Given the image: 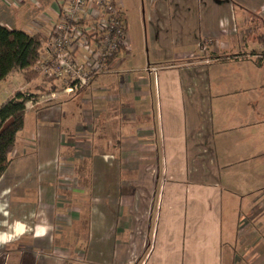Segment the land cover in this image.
I'll return each mask as SVG.
<instances>
[{
	"label": "crops",
	"instance_id": "crops-1",
	"mask_svg": "<svg viewBox=\"0 0 264 264\" xmlns=\"http://www.w3.org/2000/svg\"><path fill=\"white\" fill-rule=\"evenodd\" d=\"M16 1L0 0L2 25L10 28L6 15L32 4L45 5L48 13L34 15L28 33L43 35L41 28L56 20L60 0H21L20 7ZM259 2L264 0H150L158 46L151 65L138 64L131 52L134 40L126 5L119 0L127 46L112 61L111 71L72 95L39 88L43 99L61 98L39 113L38 107H27L25 126L29 122L36 129L31 139L39 137L40 130L49 144L42 146L36 165L23 168L22 176L13 180L33 171L38 194L34 200L25 193L22 200L10 197L11 204L33 200L34 209L41 205L52 210L47 213V220L53 215L47 223L51 226L58 225L57 215L71 216L72 227L61 222L62 237L82 247L87 264H239L244 245L261 243L246 231L251 200H241L232 185L240 173L246 172V179L264 175V125L256 124L264 121V59L256 63L250 53H233L232 47L245 39L235 26L247 25L260 11ZM226 56L239 69L229 72L226 67L233 66ZM239 116L243 123L232 124L230 119ZM80 132H85L89 149L85 232H79L81 210L69 211L67 203L54 207L60 197L58 164L75 161L70 153ZM14 164L11 158L0 186ZM8 185L13 184H4L0 196ZM21 213L9 211L7 225L25 223L31 230L20 237L31 235L44 251L52 238L50 230L42 238L34 236L36 226L45 224L35 220L44 217ZM260 215L258 226L264 224ZM251 228L256 234L257 228Z\"/></svg>",
	"mask_w": 264,
	"mask_h": 264
},
{
	"label": "rangeland",
	"instance_id": "rangeland-1",
	"mask_svg": "<svg viewBox=\"0 0 264 264\" xmlns=\"http://www.w3.org/2000/svg\"><path fill=\"white\" fill-rule=\"evenodd\" d=\"M149 1L150 0H124L128 15L129 32L131 38L134 40V45H133L134 50L131 52L135 56H137V61L139 62L138 64L150 63L151 65H153L156 62V56H157L155 47L158 46L157 45L154 46V40L157 39V36L154 32L156 21H155V15L153 14L154 7L150 5ZM20 3L21 0H17L16 6L20 7L21 6ZM34 5L35 4L29 5L30 6L29 8L25 7L23 10L18 12L8 13L6 15L8 16L7 18L8 21L6 22L10 26V28L26 31L27 24L34 15H36L35 16L36 18L38 16H41L40 12L41 14L48 13V11L45 10L46 9L45 5L40 7L42 9H40L36 5L34 9L32 7ZM257 6L260 7V11H258L256 15L253 14V19L248 21L247 25L245 26L241 24L238 25L237 23V26H235L237 30L243 31L242 34L244 35L245 39L244 41H241L239 44H237L235 47H232L233 53L235 52L237 54L240 53L241 55L244 56L247 53H250L249 57L256 63L264 59V47H263L264 43L260 42V35L262 34L264 35V3L259 2ZM57 20L58 19L56 17V20L49 22V24H47L46 27L41 28V31H43L42 33L44 38L43 43L46 44L48 36L50 35ZM258 31H260V33H258ZM253 49L255 50L253 51ZM226 57H227L225 58L226 63H229L228 65L233 66L231 68L226 67V69H228L229 72L239 69V66H236L234 64L235 60H233V58H231L230 56H226ZM37 71L40 74L39 70ZM35 80L36 82L34 86H28L23 76V72L22 71L15 72L6 83H2L0 85V102H4V100H6L8 96H10L11 92L14 89L22 88L20 91L25 92L26 94H30L32 98L31 101L27 103V107H29V109H37L38 107L37 113H39V111H41V108L47 106V103L48 105H50L53 99L56 100L61 98L60 95L57 96L56 98H50L52 100H46L43 99V97L41 98L42 94H44V92L51 93L53 90H57V88L60 92L62 91L63 93V91H65L64 88L67 85L60 80L52 79L50 81L49 79L43 78V76H40V78H37ZM47 83L49 84V86L47 85ZM39 88L46 90L44 92H41ZM75 92L77 91L70 92L68 94L72 95ZM65 93L67 94L66 91ZM261 93L262 91L258 89L257 95ZM255 100L256 99H254V102ZM37 102L41 106L37 105L36 104ZM249 108L251 111L252 106L249 105ZM258 110L260 109H256V111ZM253 114L254 113L252 112L251 117L248 120L250 124H252L254 120ZM261 115H263L262 117L264 120V114ZM30 116L32 117V115ZM230 121L232 122V124L239 126V124L243 123L244 120L239 116L238 118H234V117L231 118ZM256 124L263 126L264 121H260V122L257 121ZM32 128L33 127L30 125V123L27 122L25 128L18 135L16 147L12 152V154H10V158H12L15 164L14 166L11 167V170L9 172L7 171L8 174L6 180L1 184L0 189L4 184L6 185L13 184V185H8L4 187V189L2 190L3 194L0 196V204H4L5 202L7 203L8 206L5 209V211H7L8 213L10 211L13 214V210H16L17 213L22 212L21 214L31 212V217H33L34 219L37 218L36 216L42 215L41 217L44 218L42 219L37 218L39 220H35V221L36 222L42 221L45 224H47L49 220L50 222L51 220L53 221V215L51 219L47 220L49 218L47 213L49 212L50 214L52 210L49 211L48 208L40 209L41 205L37 209H34L35 207H33L34 204L36 203L33 200L36 194H38V186H39L37 185V180L32 178L35 175V173L33 171H28L29 173L27 174V176H24L20 180H17V182L13 183V180L16 177L22 176L21 175L22 171L26 167L27 169L28 168L30 169V166L32 168L36 165V160L39 159L42 155L41 151H43L44 149L43 147H45V144L46 145L49 144L48 142L45 143V141L48 140L42 137L43 132L40 130H39L40 132L39 137L37 138L33 137V139H31L32 138L31 134L33 133L36 134V129H32ZM76 136H78L79 138L75 142L77 143V146L72 150V153H70L72 157H75L74 159L75 161L72 162L71 164H63V163L58 164L59 166L58 173H60L59 186H58L59 187L58 194L60 195L58 196L60 197H58V203L55 204L54 207L56 209L57 206L61 207L62 205H65V203H67L65 206L69 211L81 210L83 220L78 223L79 227H81L79 232L80 231L85 232L86 227L84 226L87 225V207H88L87 205H88V178H89L88 175L89 149L87 146V139H86L87 137H85L86 136L85 132H80ZM235 150L237 151V153H240V149L237 148ZM251 150L252 148H249L246 151L248 160L250 158L249 154ZM255 150L256 149H254V153ZM263 153H264V147H262L261 154ZM108 156L109 154H107V157ZM17 167L19 170V174L17 173L18 172V170L16 169ZM20 167L22 168V170ZM239 176H241V178L238 179L236 178V181L233 183L234 185L232 186L236 188L235 190L239 192L240 195L239 197L241 198V200L243 199V201H245L246 199H249L251 200L253 206L252 211L249 213L250 215L247 221V225H249V227L247 228V230L246 229L244 230L250 233L253 232L254 234L252 240L253 239H256V241L261 240V243L256 244L255 246H253L252 244L251 246L250 244L244 245L243 248L241 249L243 255L241 256V259L238 262L239 264H264V224L258 226L257 223L259 222L256 221L257 216H261L260 214L264 215V196L261 195L262 193H264V175L262 174L260 179H257L255 176H248L249 179H246L247 177L246 172L240 173ZM10 192L11 194L9 195ZM21 193L23 194L25 193L24 197L29 196L30 198H32L33 199L31 201L32 203L22 205L20 203L17 204L15 202H12L11 204L10 197L12 198V200H14L15 197H17L18 200H22L21 197L23 195H21ZM12 208L15 209L12 210ZM29 218H30V214H29ZM5 221H7L6 216H4L3 213H0V232H5L9 230L8 227L5 225ZM31 222L34 223L32 220ZM56 222L58 225H53L51 226L50 229L52 238L49 241V244L44 245L45 247L48 246V248H44V251H42V248L39 246V241H35L31 239L30 237L31 235H29L27 239L24 237H19L18 239L13 240L9 244L0 246V264H65L68 262H70L69 264H87V262L84 260L85 252L82 250V247H80V245L78 244H74V243L71 244V241H68V239L66 241V239L62 237V230H63L62 223L63 222L68 223V227H72L74 225L73 224L74 220L71 218V216L62 217V215H57ZM50 224L52 225L53 223ZM251 227L257 228L258 231L255 230L257 231L256 234ZM258 253L263 254V256H257Z\"/></svg>",
	"mask_w": 264,
	"mask_h": 264
},
{
	"label": "built area",
	"instance_id": "built-area-1",
	"mask_svg": "<svg viewBox=\"0 0 264 264\" xmlns=\"http://www.w3.org/2000/svg\"><path fill=\"white\" fill-rule=\"evenodd\" d=\"M58 6L36 69L67 84L64 90L70 93L111 71L114 54L127 46V28L119 0H60Z\"/></svg>",
	"mask_w": 264,
	"mask_h": 264
},
{
	"label": "trees",
	"instance_id": "trees-1",
	"mask_svg": "<svg viewBox=\"0 0 264 264\" xmlns=\"http://www.w3.org/2000/svg\"><path fill=\"white\" fill-rule=\"evenodd\" d=\"M43 42L40 33L30 34L0 23V83L17 71L23 72L26 81L40 78L36 66L43 56ZM260 42L264 43L263 34L260 35ZM123 48L125 46L114 54L113 60ZM31 99L30 94L18 90L0 103V178L11 164L10 154L16 147L19 133L24 129L27 103Z\"/></svg>",
	"mask_w": 264,
	"mask_h": 264
},
{
	"label": "clouds",
	"instance_id": "clouds-1",
	"mask_svg": "<svg viewBox=\"0 0 264 264\" xmlns=\"http://www.w3.org/2000/svg\"><path fill=\"white\" fill-rule=\"evenodd\" d=\"M7 203L0 204V213H3L4 216H8L9 213L5 211L7 208ZM5 225L8 227V231L0 232V246L9 244L13 240L18 239L22 236L26 231H30L29 227L21 222L15 221L11 225H7V221H5ZM51 229V225H37L35 228L34 236L35 238H42L47 235L48 231Z\"/></svg>",
	"mask_w": 264,
	"mask_h": 264
}]
</instances>
